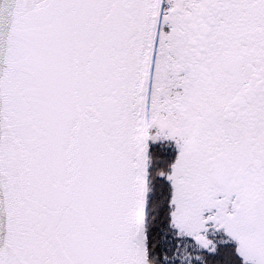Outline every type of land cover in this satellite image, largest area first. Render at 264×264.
Masks as SVG:
<instances>
[{
  "label": "snow or ice",
  "instance_id": "6c2138e0",
  "mask_svg": "<svg viewBox=\"0 0 264 264\" xmlns=\"http://www.w3.org/2000/svg\"><path fill=\"white\" fill-rule=\"evenodd\" d=\"M0 264H264V0H0Z\"/></svg>",
  "mask_w": 264,
  "mask_h": 264
}]
</instances>
